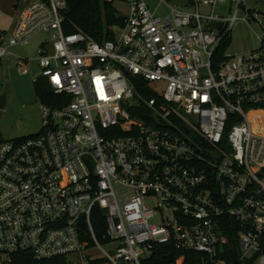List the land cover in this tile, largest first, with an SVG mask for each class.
<instances>
[{"label":"built area","instance_id":"obj_1","mask_svg":"<svg viewBox=\"0 0 264 264\" xmlns=\"http://www.w3.org/2000/svg\"><path fill=\"white\" fill-rule=\"evenodd\" d=\"M105 1L126 8L111 40L67 34L65 0H21L0 31V64L49 37L33 83L52 94L39 133L0 140V264H151L166 246L187 264H264V34L228 53L238 21L263 14L245 0Z\"/></svg>","mask_w":264,"mask_h":264},{"label":"rangeland","instance_id":"obj_2","mask_svg":"<svg viewBox=\"0 0 264 264\" xmlns=\"http://www.w3.org/2000/svg\"><path fill=\"white\" fill-rule=\"evenodd\" d=\"M0 0V30L10 32L12 19L5 20L3 8L5 2ZM150 2V9L154 10L158 0H146ZM248 9L256 10L262 15L257 21L249 24L238 21L232 31V44L228 53L240 54L252 50L257 46L256 37L264 34V0H245ZM113 7L122 16L125 6L120 3H113ZM203 9V12H206ZM235 11L233 4L218 5L215 14L224 18L232 16ZM159 11V15H163ZM244 17L243 11H239L238 19ZM49 42V37L45 34L32 36L24 46H15L8 49L7 55L0 64V94L6 95V105L0 115V140L21 139L36 135L41 131V115L39 110L40 100L38 99L33 81L40 76L37 67V51L40 45ZM19 59L27 60L28 73L23 74L22 69L17 67ZM92 257H101V253H91ZM77 257H70L71 264H81L76 261Z\"/></svg>","mask_w":264,"mask_h":264},{"label":"trees","instance_id":"obj_3","mask_svg":"<svg viewBox=\"0 0 264 264\" xmlns=\"http://www.w3.org/2000/svg\"><path fill=\"white\" fill-rule=\"evenodd\" d=\"M17 2L19 0H16ZM66 10L64 11L65 17V32L67 34L73 33L76 29L82 31L93 40L97 42H103L111 40L113 35L108 31L110 27H119L122 25L123 17L113 7V3H109L105 0H65ZM76 28V29H75ZM138 86V85H137ZM140 88V87H138ZM35 93L40 102L50 105L52 100V94L47 89L45 82L40 80L34 83ZM141 93L146 97L150 98L151 94L145 91L143 88L140 89ZM66 98L65 101H67ZM93 222L97 228H101L104 225L103 213L97 208L94 210L92 215ZM228 225H235L233 221L226 220ZM101 239V235H98ZM230 246L235 248V235L227 232ZM171 254L174 262L183 257V263H191L192 257L189 253H181L168 246L160 247L155 254L152 255L151 264H170L166 257ZM236 252L233 257L227 259V261L234 262L236 259ZM25 259L22 264H36L35 261L29 259V255H24ZM181 257V258H182ZM180 258V259H181ZM181 261V260H180ZM173 262V263H174ZM41 264H68L66 259L63 257L54 258L47 261H42Z\"/></svg>","mask_w":264,"mask_h":264},{"label":"crops","instance_id":"obj_4","mask_svg":"<svg viewBox=\"0 0 264 264\" xmlns=\"http://www.w3.org/2000/svg\"><path fill=\"white\" fill-rule=\"evenodd\" d=\"M21 0H19L18 2L16 0H9V1H6L5 2V7L3 8V17H4V21L5 20H9V19H12V24H11V28H10V31L12 30V28L14 27L16 21H17V18H18V15H19V2ZM0 31H3V30H0Z\"/></svg>","mask_w":264,"mask_h":264},{"label":"water","instance_id":"obj_5","mask_svg":"<svg viewBox=\"0 0 264 264\" xmlns=\"http://www.w3.org/2000/svg\"><path fill=\"white\" fill-rule=\"evenodd\" d=\"M185 2H186V0H174V3H176V4H182V3H185ZM5 104H6V95L5 94H2V96L0 97V115H1V111L5 107ZM168 261L171 262L172 261V258L169 257L168 258Z\"/></svg>","mask_w":264,"mask_h":264},{"label":"flooded vegetation","instance_id":"obj_6","mask_svg":"<svg viewBox=\"0 0 264 264\" xmlns=\"http://www.w3.org/2000/svg\"><path fill=\"white\" fill-rule=\"evenodd\" d=\"M2 96V93L0 94V97ZM6 105V104H5Z\"/></svg>","mask_w":264,"mask_h":264}]
</instances>
